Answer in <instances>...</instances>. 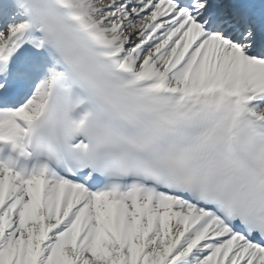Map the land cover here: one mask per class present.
Returning <instances> with one entry per match:
<instances>
[{"label":"snow or ice","instance_id":"1","mask_svg":"<svg viewBox=\"0 0 264 264\" xmlns=\"http://www.w3.org/2000/svg\"><path fill=\"white\" fill-rule=\"evenodd\" d=\"M0 264H264V0H0Z\"/></svg>","mask_w":264,"mask_h":264}]
</instances>
